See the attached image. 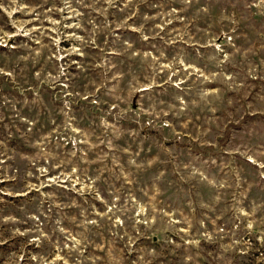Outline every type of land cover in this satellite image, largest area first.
Instances as JSON below:
<instances>
[{"label": "rangeland", "instance_id": "obj_1", "mask_svg": "<svg viewBox=\"0 0 264 264\" xmlns=\"http://www.w3.org/2000/svg\"><path fill=\"white\" fill-rule=\"evenodd\" d=\"M0 264H264V0H0Z\"/></svg>", "mask_w": 264, "mask_h": 264}, {"label": "water", "instance_id": "obj_2", "mask_svg": "<svg viewBox=\"0 0 264 264\" xmlns=\"http://www.w3.org/2000/svg\"><path fill=\"white\" fill-rule=\"evenodd\" d=\"M153 240H154V241H156V239H155V238H154Z\"/></svg>", "mask_w": 264, "mask_h": 264}]
</instances>
